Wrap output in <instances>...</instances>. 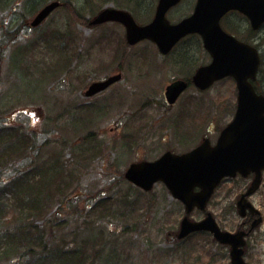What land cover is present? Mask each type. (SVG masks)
<instances>
[{
    "label": "rangeland",
    "instance_id": "374dc122",
    "mask_svg": "<svg viewBox=\"0 0 264 264\" xmlns=\"http://www.w3.org/2000/svg\"><path fill=\"white\" fill-rule=\"evenodd\" d=\"M50 1L55 0H46L44 5ZM59 1L62 7L36 29L31 22L37 12L21 18L13 12L15 2L1 11L0 125L34 132L37 142L47 146L42 145L37 166L58 162L64 168L65 162H71L70 168L78 167L79 181L68 176L61 187L73 190L78 184L77 188L90 192L99 190L104 192L99 199L107 201L105 207L82 215H71L69 207L66 213L56 212L62 225L56 224L55 215L48 220L42 226L44 241L54 251L75 239L78 245H86L87 260L95 264H231L229 250L211 236L199 234L175 241L171 235L176 237L179 232L184 205L163 183L145 193L127 182L124 173L132 163L154 161L167 151L189 152L205 137L215 143L234 118L236 83L224 80L204 93L192 87L175 108H168L164 91L172 79L191 77L210 63L201 40L192 37L179 45L176 56L185 60L179 70L168 66L169 61L164 62L150 42L130 48L122 25L92 27L89 23L103 9L118 8L145 25L153 19L158 0H138L143 2L139 8L133 4L121 7L123 3L117 5L115 0L106 4ZM196 1L183 0L168 13V19L177 23L190 16ZM243 20L235 17L234 21L242 25ZM241 25L223 24L248 40L247 33L240 34ZM258 35L263 55L259 80L264 89V28ZM118 74L123 80L110 91L85 96L92 84ZM47 139L53 141L44 144ZM87 165L93 166L87 170ZM61 178L55 179L59 182ZM242 186L240 178L223 182L208 206L225 231L236 232L243 221L236 207ZM87 194H83L80 209L72 212L79 213L86 205ZM250 200L264 219V185ZM191 219L200 221L203 213L194 211ZM37 221L44 222L39 216ZM245 259L248 264H264V222L249 238ZM0 264H9L1 252Z\"/></svg>",
    "mask_w": 264,
    "mask_h": 264
},
{
    "label": "water",
    "instance_id": "95a60500",
    "mask_svg": "<svg viewBox=\"0 0 264 264\" xmlns=\"http://www.w3.org/2000/svg\"><path fill=\"white\" fill-rule=\"evenodd\" d=\"M181 1L159 0L155 17L147 25H139L129 12L117 9L104 10L92 24L121 23L126 28L130 46L149 40L163 55L171 52L186 36L199 34L212 57V63L196 72L193 83L200 90H207L217 81L235 78L239 91L238 109L232 123L222 131L216 146H212L207 139L187 154L168 152L153 162L134 163L127 169L125 178L145 191H151L157 182H163L171 195L186 207L179 239L193 232L209 231L220 243L232 245V264H246L244 252L240 249L245 245L243 233L223 232L211 214L202 222H193L189 216L195 208L206 210L224 178L256 172L252 187L238 203L239 213L244 216L250 207L246 198L254 194L261 183V172L264 170V96L255 92L250 81L256 80L261 60L255 48L222 29L221 19L230 11H239L251 20L255 29H259L264 23V0H198L190 17L172 24L167 14ZM59 6V2H54L44 7L32 26H39ZM120 79L118 75L106 82L96 83L87 94L92 96ZM187 86L186 82L179 81L168 87L169 103L174 104Z\"/></svg>",
    "mask_w": 264,
    "mask_h": 264
},
{
    "label": "trees",
    "instance_id": "16d2710c",
    "mask_svg": "<svg viewBox=\"0 0 264 264\" xmlns=\"http://www.w3.org/2000/svg\"><path fill=\"white\" fill-rule=\"evenodd\" d=\"M29 1V0H27ZM38 1V3H37ZM46 0H36L33 8H14L13 12L26 18L39 11ZM109 0H98V4H106ZM7 0H0V14L7 8ZM116 4H133L141 7L142 1L115 0ZM26 4V2H25ZM128 8V7H127ZM9 9V8H7ZM72 10V9H71ZM28 12V15L27 13ZM264 92V89L262 90ZM53 141L47 139L44 144ZM43 143L37 142L34 132L21 131L18 127L3 123L0 125V252L9 264H20L28 260V264H95L87 260L86 245H78L74 239L62 248L51 251V246L44 241L46 238L44 226L56 212H68L82 215L86 210H94L106 206L107 198L99 199L102 191L84 190L85 188L67 189L61 187L66 183L63 178L70 177L72 181H79L78 167L70 168L71 162H65L61 168L54 162L44 168L37 166ZM44 148L47 147L43 145ZM67 163V164H66ZM93 165H87L88 170ZM58 177H62L57 182ZM52 185V189L48 188ZM87 194L86 205L80 209L79 203ZM93 198L90 200V198ZM60 200H63L59 206ZM69 204V205H67ZM54 213V214H52ZM40 217L38 223L37 217ZM57 225L62 222L56 218ZM41 226V227H40Z\"/></svg>",
    "mask_w": 264,
    "mask_h": 264
},
{
    "label": "flooded vegetation",
    "instance_id": "af4514ba",
    "mask_svg": "<svg viewBox=\"0 0 264 264\" xmlns=\"http://www.w3.org/2000/svg\"><path fill=\"white\" fill-rule=\"evenodd\" d=\"M233 15H236V16H233ZM237 15H239V13H236V12H232V13H230V14H228L227 16H225V18L224 19H227V21L228 22H230V23H232V24H235V25H237V27H238V25H241V24H237V23H235V17H242L241 15H239V16H237ZM244 18V17H243ZM242 19V18H241ZM246 22H247V20H246ZM249 25V24H248ZM228 33H230V31H227ZM240 34H243V36L247 33L248 35H249V38H248V40H245V39H243L245 42H247V43H250V44H252L253 46H255L257 49H259V46H260V44H259V40H260V37H259V35L257 34V31H255L254 29H253V27L250 25V27L249 26H246V24H245V22H244V24H242L241 26H240ZM231 34V33H230ZM234 35V34H233ZM191 37H194V38H197L198 40H201V42H202V39L200 38V36H198V35H194V36H189V37H187L186 39H184L183 41H181L166 57H164V62H167V60L169 61V64L170 65H168V66H170V67H172V66H174V67H177L178 69L180 68V67H182V64H183V62L185 61V60H182L181 59V57L179 56V55H177L176 56V51L178 50V47H179V45H181L183 42H186V40H188V39H190ZM202 45H203V42H202ZM260 50V49H259ZM176 52V53H175ZM175 53V54H174ZM261 53V52H260ZM262 54V53H261ZM260 54V55H261ZM209 55V54H208ZM209 57H210V55H209ZM261 57H262V55H261ZM211 57H210V62H211ZM263 62V61H262ZM172 65V66H171ZM261 65H262V63H261ZM261 67H260V69H259V73H258V77H260V75H261ZM180 70V69H179ZM195 74V73H194ZM194 76V75H193ZM193 76L191 77V79L190 80H185V78L184 79H181V78H173L172 79V82H170V84L168 85V86H170L171 84H173V83H175L176 81H179V80H185L186 82H188V84H189V88L186 90V92L185 93H187L192 87H193V84H192V79H193ZM111 77V76H110ZM110 77H108V78H110ZM108 78H106V79H104V80H102V81H105V80H107ZM229 80H233V81H235L233 78H228ZM123 80V79H122ZM260 81L261 80H259V78H257V80L254 82V86H255V89H256V91L258 92L259 91V89H258V86L260 85ZM119 82H117V83H115V84H112L109 88H107L106 90H104V91H102V92H100L99 94H102L103 92H108V91H110L111 90V88L112 87H114L116 84H118ZM167 86V87H168ZM167 87H166V90L164 91V97H165V105L168 107V108H175L176 106H177V104L179 103V101L181 100V98L183 97V95L182 96H180V98L178 99V101H177V103L175 104V105H169L168 103H167V100H166V93H167ZM236 92H238V90H237V84H236ZM87 93V92H86ZM130 93H135V91H133V92H130ZM149 93H151V91H149ZM260 93H264V92H260ZM98 95V94H97ZM86 96V95H85ZM87 97V96H86ZM93 97V96H92ZM237 102H238V93L236 94V105H235V110L237 109ZM262 175H263V177H262V182L264 181V171L262 172ZM240 179L243 181V186H242V189L241 190H243L242 192H241V195L238 197V200L251 188V186H252V184H253V182L255 181V179H256V173H254V172H252V173H250L248 176H246V177H240ZM262 189V188H261ZM260 189V190H261ZM259 190V191H260ZM256 195V194H255ZM254 196V195H253ZM253 196H251V197H249V202L252 204V205H254L252 202H251V198L253 197ZM249 203V204H250ZM255 207V206H254ZM256 208V207H255ZM257 209V208H256ZM261 216H262V214H261ZM259 214H258V212H256L255 210H253V209H251V208H248L247 210H246V212H245V218L244 219H242L243 221H242V223L240 224V226H239V228L236 230V232H244L245 233V236H246V246H245V248H244V251H245V254H246V252H247V248H248V240H249V238L250 237H252V234L256 231H250L251 230V228H252V226H253V224L257 221V220H259V218L261 217ZM205 217H204V215H203V219H204ZM236 232H234V233H236ZM223 247V246H222ZM224 248H226V249H228L229 250V252L231 253V247L230 246H225ZM229 253V254H230Z\"/></svg>",
    "mask_w": 264,
    "mask_h": 264
},
{
    "label": "bare ground",
    "instance_id": "6f19581e",
    "mask_svg": "<svg viewBox=\"0 0 264 264\" xmlns=\"http://www.w3.org/2000/svg\"><path fill=\"white\" fill-rule=\"evenodd\" d=\"M13 2H15V3L12 6L16 9L21 8V7H25V9L26 8L31 9V8H33L32 6L34 5V3L36 1H32V0L27 1V3L29 2V7L27 6V3L26 4L22 3V0H10L9 2L6 3V5L10 6ZM37 3H38V1H37Z\"/></svg>",
    "mask_w": 264,
    "mask_h": 264
}]
</instances>
